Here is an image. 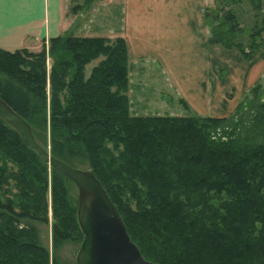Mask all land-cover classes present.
<instances>
[{
	"label": "trees",
	"instance_id": "trees-1",
	"mask_svg": "<svg viewBox=\"0 0 264 264\" xmlns=\"http://www.w3.org/2000/svg\"><path fill=\"white\" fill-rule=\"evenodd\" d=\"M205 15L209 43L249 55L229 36L240 26L233 10L220 21L207 8ZM49 41L38 52L0 47V96L32 129L49 110L51 154L72 166L89 163L144 257L155 264H264V96L245 107L246 95L223 117L133 114L124 37L64 33ZM259 88L251 89L257 95ZM0 160V189L13 179L17 191L15 202H0V264H51L35 228L21 222L46 210L50 165L1 117ZM50 169L54 241L72 229L83 238L78 205L66 199L67 177Z\"/></svg>",
	"mask_w": 264,
	"mask_h": 264
},
{
	"label": "crops",
	"instance_id": "crops-1",
	"mask_svg": "<svg viewBox=\"0 0 264 264\" xmlns=\"http://www.w3.org/2000/svg\"><path fill=\"white\" fill-rule=\"evenodd\" d=\"M103 2L88 4L93 15L84 24L92 31L90 24L99 19L108 33L113 31V37L125 38L130 83L138 82L145 71L159 72L176 91L178 101L183 99L189 109L195 108L196 115L223 117L234 112L253 85L264 82V29L260 46L249 55L237 46L209 43L205 10L215 5L212 0ZM260 2L263 16L264 0ZM66 4L67 0H0V47L40 51L44 42L69 31L88 14L87 8L79 15L72 14ZM234 8L237 11L236 5ZM243 11L238 12L242 21H256L257 14L251 9L247 12L244 6ZM119 16L122 23L118 20L115 24ZM138 61L149 64L141 70Z\"/></svg>",
	"mask_w": 264,
	"mask_h": 264
},
{
	"label": "rangeland",
	"instance_id": "rangeland-1",
	"mask_svg": "<svg viewBox=\"0 0 264 264\" xmlns=\"http://www.w3.org/2000/svg\"><path fill=\"white\" fill-rule=\"evenodd\" d=\"M92 0H89V4ZM94 1V0H93ZM104 0H96V3H104ZM88 0H67V8L66 10L72 14L79 15L82 12H85L84 8H87L88 14L86 17L82 20L78 21L73 27L65 32V33H74L75 35L79 36H86L88 34L100 35L101 32H107L103 28V24H100V20H96L97 23L90 24L92 27V31H89V28L86 27L84 23L87 21H91L90 17L93 15V11L89 9V6L87 4ZM215 5L207 7L208 11L212 13V16H216L219 18V21L222 20V18L226 15L228 10H233V12L236 15L237 21H239L240 26L233 29V33H229V36H231V40L235 41L240 47H242L245 50L254 51L256 50L260 44V29L264 27V15L260 16V10L258 5V0H212ZM246 2V3H245ZM96 4L94 3V6ZM101 5V4H100ZM237 6V11L235 10L234 6ZM244 6L247 9V12H250V9L252 12L257 14V19L254 21L253 19L251 22L249 20L242 21L241 15L239 13H244L243 9ZM239 12V13H238ZM248 14V13H247ZM262 17V19H261ZM245 19V16H244ZM119 20V23L121 24V16H119V19L117 21L114 20V23L117 24ZM211 22L213 23L212 19L210 18ZM218 21L214 22V24H217ZM115 26V25H112ZM210 30V29H209ZM115 31V30H114ZM112 41L115 36L113 31H110L108 33ZM50 40V39H49ZM44 42L46 45V49L48 50L50 41ZM43 48V46H42ZM42 50V49H41ZM32 51V50H31ZM38 52V51H34ZM102 57H99L95 60H93L90 64L86 66V73L89 74L91 68L97 64ZM53 60L52 57L49 54V51L46 53V65L47 70H50L51 64ZM137 66L141 68V70L145 69V66L149 63H146L144 61H138L136 62ZM135 63V64H136ZM133 68V67H132ZM134 69V68H133ZM130 72V71H129ZM137 80H132L131 83L129 82V97H130V104H131V111L133 114L138 115H152V114H160V115H181V116H187V115H196L195 108L194 110L189 109L188 105L182 103L181 101H178V95L176 91L172 88V86L169 85L168 82H166L163 78V76L158 73L153 72H147L145 71L144 74L140 73V77L137 78ZM49 80V79H48ZM129 81H130V73H129ZM256 85V84H255ZM253 85V86H255ZM47 96L49 97V82H47ZM264 96V82L261 84V88H259L258 94L255 95L254 91L250 89L247 93V100L244 103L245 107H248L251 103L257 102L260 99V96ZM45 114V113H43ZM42 119H46V121L41 120V124L36 127L34 125V135L36 140L42 144L44 147H46L48 150H50V130H49V110L47 111V115H41ZM3 163L2 160H0V165ZM7 166L11 167V171H15L16 166L11 161L6 162ZM75 167L86 169L89 167V163L87 161H82L80 159L76 160L73 163ZM14 169V170H13ZM49 170V180H48V187L46 192V202H47V208L42 213L40 219H24L22 220V225H26L29 227H34L37 231V237L38 242L41 246H44L46 249L49 250L50 254V262L51 264L53 259L56 258L59 264H76L75 262V255L77 250L80 248L81 245V235L79 232L75 231L74 229L71 230L70 236L65 239H59L56 242L54 241V216L52 211V205H53V190L51 186V175L52 171L50 167H48ZM15 183L13 179H9L6 185L3 186L2 189H0V202H6L7 197L12 198L13 202L17 200L16 193L14 187ZM66 189H67V196L66 199L68 200V203L75 207L78 205V195L79 190L76 186V184L72 181H70L68 178L65 181ZM16 198V200H15Z\"/></svg>",
	"mask_w": 264,
	"mask_h": 264
},
{
	"label": "water",
	"instance_id": "water-1",
	"mask_svg": "<svg viewBox=\"0 0 264 264\" xmlns=\"http://www.w3.org/2000/svg\"><path fill=\"white\" fill-rule=\"evenodd\" d=\"M0 117L21 135L50 167L60 171L79 190L77 220L83 233L76 264H155L144 257L106 188L91 168H78L51 154L34 135L31 124L0 96Z\"/></svg>",
	"mask_w": 264,
	"mask_h": 264
}]
</instances>
